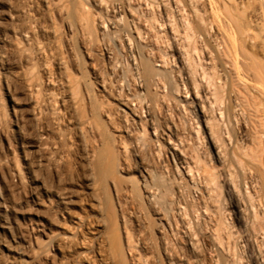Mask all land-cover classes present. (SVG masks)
<instances>
[{
  "label": "rangeland",
  "instance_id": "374dc122",
  "mask_svg": "<svg viewBox=\"0 0 264 264\" xmlns=\"http://www.w3.org/2000/svg\"><path fill=\"white\" fill-rule=\"evenodd\" d=\"M105 2L0 0V264H21L18 252L27 264H255L223 180L207 201L169 154L178 165L182 155L213 162L205 126L199 122L197 131L194 105L177 86L179 61L157 26L159 7L130 0V11L117 20L113 0ZM236 2L239 22L258 35L261 54L264 24L256 5ZM145 28L150 32L139 42L135 31ZM123 32L143 67L156 57L165 61L155 67L172 92L144 86L147 108L126 100L137 98L139 88ZM244 125L228 128L230 144L214 128L216 142L228 141L223 147L236 152L233 138L247 143ZM234 168L242 200L254 196L259 205ZM178 200L186 211L175 206Z\"/></svg>",
  "mask_w": 264,
  "mask_h": 264
},
{
  "label": "bare ground",
  "instance_id": "6f19581e",
  "mask_svg": "<svg viewBox=\"0 0 264 264\" xmlns=\"http://www.w3.org/2000/svg\"><path fill=\"white\" fill-rule=\"evenodd\" d=\"M99 1L106 3V0ZM128 1L130 0H113L112 9L119 15L118 18L115 17L117 20L124 8L130 11ZM143 1L145 9L151 8L155 4L157 8L159 7L157 26L159 29L167 31V40L171 42L172 50L175 52L171 55L172 61L176 58L179 61L177 68L181 76H179L177 86L181 91H184V97L191 99L190 103L194 105L192 113L197 131L200 130L199 122L203 123L205 133L207 132L213 147V162H205L203 165L199 163V159L192 161L185 155L181 156L178 165L174 155L170 152L175 169L178 170V166L184 169L187 176L190 177L191 187L201 190L200 192L204 193L207 201H211L212 195L217 189L214 188H220L219 182L223 180L227 186L225 189L231 196L233 195L232 206L235 209L237 219L244 225V232L240 236V241L255 258H253L255 264H261L259 261V257L262 256L260 250L261 247H264V49L260 54V50H257L260 44L259 46L254 44V39L258 40V35L256 34L255 38L253 35L255 31L252 33L250 27L246 28L240 24V13L236 0ZM253 1L256 7L253 6L252 10H257L255 17L256 19L261 18L262 24H264V0ZM131 10L135 12L136 8ZM131 27L136 28L132 22ZM149 32V28L139 32L135 31L137 40L139 42L144 41V36L148 35ZM121 38L123 41L125 40L126 56L131 62L129 71L131 78L139 88L137 98L130 96L126 100L132 106L138 101L144 108H147L149 104L146 98L142 97L145 92L144 86H155L156 88H163L164 91L172 92L170 83L164 80L165 74L163 73V79L160 71L156 69V67H164L165 61L156 57L157 63L155 65L151 68L143 67L137 61V55L133 50L135 44L132 45L128 34L123 32ZM261 39L263 42L264 39ZM137 48H139V44H137ZM137 50L136 52H138ZM174 55L177 57L174 58ZM141 112L145 113V110ZM146 115L148 117V114ZM147 122L156 137L157 128H155L152 119L148 118ZM214 122H217L219 130H217V126H214ZM240 122H243L245 127L247 126L245 132L247 134L245 135V137L247 136L245 142L247 143L242 144L243 141H241V144H238L240 141L237 140L238 137L233 138L236 152L228 153L227 148L223 147L228 143V139L225 143L221 142L224 144L221 147L215 140V136L216 138L218 136L215 135L214 128L219 131L221 138L226 134L223 137L229 138L230 144L232 138L228 128L233 125L236 126ZM144 129L141 126L142 132L146 131ZM220 130H224V133H220ZM200 132L203 134L202 131ZM220 139H218L219 142ZM155 143H158L157 139ZM234 166L241 172L245 190L249 187L253 189L255 197L258 198L256 202H259L257 205L259 207L253 204L254 196H251L250 193L243 191L246 195L248 194V197L251 196L252 200L250 199L248 203L242 200V195L239 193L241 189L238 188L239 183L237 184L239 180L236 182L238 177L236 176L237 179L234 180L236 178H234L236 175ZM155 191L150 190V193L155 196L157 193ZM216 193H218L217 190ZM183 204L178 200L175 206L179 210L186 211L187 205ZM7 212L8 208L3 204L5 217H7ZM217 226L214 230L218 233L217 236L222 239L221 234L225 232L223 231L224 228L222 225ZM226 234H228L227 239L234 238V233L232 235L231 232H226ZM213 237L215 238V236ZM189 244L192 245V242L190 241ZM19 245L21 244L17 241V246ZM223 245L221 240L219 247H223ZM18 253L21 256L19 257L21 264H27V261L22 257L23 254ZM262 261L264 262V259Z\"/></svg>",
  "mask_w": 264,
  "mask_h": 264
}]
</instances>
